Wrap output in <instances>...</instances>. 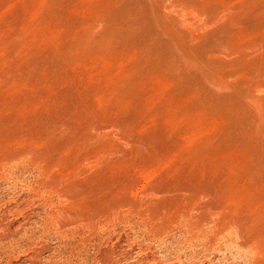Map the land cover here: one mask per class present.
Wrapping results in <instances>:
<instances>
[{
  "label": "rangeland",
  "instance_id": "374dc122",
  "mask_svg": "<svg viewBox=\"0 0 264 264\" xmlns=\"http://www.w3.org/2000/svg\"><path fill=\"white\" fill-rule=\"evenodd\" d=\"M0 264H264V0H0Z\"/></svg>",
  "mask_w": 264,
  "mask_h": 264
},
{
  "label": "bare ground",
  "instance_id": "6f19581e",
  "mask_svg": "<svg viewBox=\"0 0 264 264\" xmlns=\"http://www.w3.org/2000/svg\"><path fill=\"white\" fill-rule=\"evenodd\" d=\"M31 254V253H30ZM31 257V256H30Z\"/></svg>",
  "mask_w": 264,
  "mask_h": 264
}]
</instances>
